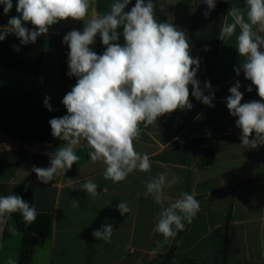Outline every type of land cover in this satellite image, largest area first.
Instances as JSON below:
<instances>
[{
  "label": "crops",
  "instance_id": "obj_1",
  "mask_svg": "<svg viewBox=\"0 0 264 264\" xmlns=\"http://www.w3.org/2000/svg\"><path fill=\"white\" fill-rule=\"evenodd\" d=\"M98 2L91 0L84 21L62 20L35 43L22 45L14 34L0 41V196L13 195L17 184L32 185L37 213L50 214L53 219L49 238L20 231L3 238L7 216L0 217V264H7L9 258L17 264H150L155 256L168 253L173 243L177 264L187 259L202 264H264V144L255 149L241 146V129L235 123L238 117L230 115L225 98L239 80L242 104L264 101L243 71L239 76L234 71L243 62L237 50L239 29L232 37L219 39L222 26L231 22L229 9L246 7V0H217L208 17L203 15L208 10L203 0H153L158 22L185 31L190 55L199 58L196 79L201 89L205 81L211 83L214 107L196 100L189 85L191 110L177 109L147 127L141 123L134 146L137 152L149 155L150 172L135 170L118 183L106 180L105 165L90 160L91 149L82 140L74 149L79 160L65 175L44 184L31 171L32 166H50L49 154L66 142L30 143L2 133L3 129L19 128L52 134L49 121L68 114L62 99L77 78L67 75L70 50L63 37L74 29L83 31L84 23L98 14ZM12 3L8 14L0 4V31L11 17L19 15L18 0ZM130 3L125 11L133 7ZM13 45L20 50L15 51ZM89 47L102 54L99 33ZM247 86L252 87L251 92ZM46 97L51 98L52 111L44 104ZM254 137L255 133L249 138ZM159 173H167L169 179L178 177L174 185L165 187L163 206L188 192L199 201L200 211L190 224L185 221L178 238L153 255L156 241H163L162 234L153 230L162 205L144 193L145 181ZM87 180L99 185L96 198L80 188ZM104 187L107 192L102 191ZM73 199L79 201L78 208L71 206ZM121 201L131 209L123 216L116 208ZM103 224L114 228L110 243L92 235Z\"/></svg>",
  "mask_w": 264,
  "mask_h": 264
},
{
  "label": "clouds",
  "instance_id": "obj_2",
  "mask_svg": "<svg viewBox=\"0 0 264 264\" xmlns=\"http://www.w3.org/2000/svg\"><path fill=\"white\" fill-rule=\"evenodd\" d=\"M131 0H113L110 11L94 14L84 23L83 31L71 30L63 37L69 48L67 75L76 77L77 82L62 99L67 115L49 121L52 135L66 143L54 153H50V166H32L39 181L48 184L72 168L79 160L75 147L86 141L91 149L88 153L93 163L105 165L104 179L114 183L124 181L135 170L150 172L151 162L147 153L135 150L134 141L140 137V125L145 127L157 122V118L177 109H189V85L191 95L209 107L214 93L212 85L204 82L201 89L196 79L199 58L190 55V45L185 31L174 24L158 22L153 0H136L130 11H125ZM207 9L203 15L208 17L216 7L217 0H203ZM3 12L8 14L13 8L12 0H0ZM91 0H18V16L8 20V26L0 31V41L9 34L20 39L22 45L35 43L49 28L62 20H82L88 16ZM231 22H226L219 39L232 37L237 28V50L243 58L234 71L237 76L243 71L247 80L255 85L257 94L264 101V0H246V7L232 6L228 11ZM34 27L29 29L25 25ZM122 28L124 44L118 29ZM99 33L102 44L107 46L98 55L90 49ZM15 51L19 46L13 45ZM195 65V67H193ZM237 80L229 88L226 106L235 123L241 129V146L255 149L264 144V102L241 103L243 93ZM211 94L205 95L204 90ZM251 92L252 87L247 86ZM50 97L44 100L49 111L52 107ZM255 133V137H249ZM178 180L167 173H159L145 181V196L151 195L161 204L156 233L162 234L163 241H156L152 254H157L165 244H171L179 231L185 229V221L190 224L200 211V203L193 194L181 192L179 198L168 206H163L164 189ZM99 185L92 180L84 182L80 188L92 198L100 195ZM103 192H107L104 187ZM210 194V193H209ZM71 206L79 207V201L71 200ZM121 216L131 211L126 202L116 205ZM19 213L25 224H32L37 210L21 196H0V217ZM15 225L8 226L9 233H15ZM114 228L103 224L92 235L105 243H110ZM7 264H17L11 258Z\"/></svg>",
  "mask_w": 264,
  "mask_h": 264
},
{
  "label": "trees",
  "instance_id": "obj_3",
  "mask_svg": "<svg viewBox=\"0 0 264 264\" xmlns=\"http://www.w3.org/2000/svg\"><path fill=\"white\" fill-rule=\"evenodd\" d=\"M135 2L136 1L131 2L130 5L134 6ZM112 3L113 0H99L97 5L98 14H105L109 12L110 5ZM117 31L121 35H120V39L116 41V43H120L121 45H123L125 42L122 36V28H119ZM101 47L103 54L107 46L103 45L102 41H101ZM2 133L6 134L7 136L13 139H18L30 143L32 142L58 143L62 141L59 138H55L52 134L42 135L19 128L3 129ZM13 195L21 196L26 202H28L31 206H33L34 187L32 185H28V184L15 185L13 188ZM13 224L16 227V231H20L24 233V235L26 236H33V237L49 238L52 234V229H53V219L50 214L37 213L36 220L32 224L28 225L23 222L22 217L19 215V213H13L11 214V218L7 216V219L5 221L2 230L3 238H8L12 234L8 232V226ZM180 232L181 231H179L176 238H178ZM174 247H175V243H173V246L168 253L155 256L150 264H177L173 256ZM182 264H202V263L187 259L183 261Z\"/></svg>",
  "mask_w": 264,
  "mask_h": 264
},
{
  "label": "built area",
  "instance_id": "obj_4",
  "mask_svg": "<svg viewBox=\"0 0 264 264\" xmlns=\"http://www.w3.org/2000/svg\"><path fill=\"white\" fill-rule=\"evenodd\" d=\"M1 145L3 146V145H4V143H3V142H1Z\"/></svg>",
  "mask_w": 264,
  "mask_h": 264
},
{
  "label": "rangeland",
  "instance_id": "obj_5",
  "mask_svg": "<svg viewBox=\"0 0 264 264\" xmlns=\"http://www.w3.org/2000/svg\"><path fill=\"white\" fill-rule=\"evenodd\" d=\"M132 8V7H131ZM127 11V10H126Z\"/></svg>",
  "mask_w": 264,
  "mask_h": 264
}]
</instances>
